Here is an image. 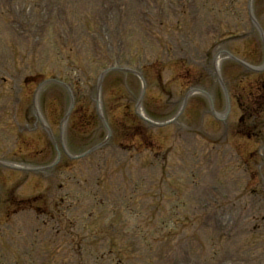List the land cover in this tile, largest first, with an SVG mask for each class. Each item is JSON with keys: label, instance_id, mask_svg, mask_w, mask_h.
Masks as SVG:
<instances>
[{"label": "rangeland", "instance_id": "obj_1", "mask_svg": "<svg viewBox=\"0 0 264 264\" xmlns=\"http://www.w3.org/2000/svg\"><path fill=\"white\" fill-rule=\"evenodd\" d=\"M263 29L264 0H0V264H264Z\"/></svg>", "mask_w": 264, "mask_h": 264}]
</instances>
